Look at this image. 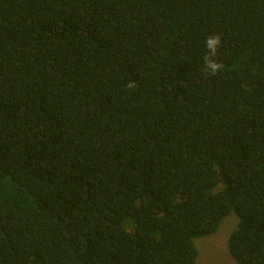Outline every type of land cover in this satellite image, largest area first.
<instances>
[{"label":"trees","instance_id":"16d2710c","mask_svg":"<svg viewBox=\"0 0 264 264\" xmlns=\"http://www.w3.org/2000/svg\"><path fill=\"white\" fill-rule=\"evenodd\" d=\"M232 213L264 264V0H0V264H196Z\"/></svg>","mask_w":264,"mask_h":264},{"label":"rangeland","instance_id":"374dc122","mask_svg":"<svg viewBox=\"0 0 264 264\" xmlns=\"http://www.w3.org/2000/svg\"><path fill=\"white\" fill-rule=\"evenodd\" d=\"M238 221L237 216L232 213L223 219L215 234L194 240L199 251L196 264H237L229 253L228 241L236 230Z\"/></svg>","mask_w":264,"mask_h":264},{"label":"clouds","instance_id":"9594fccd","mask_svg":"<svg viewBox=\"0 0 264 264\" xmlns=\"http://www.w3.org/2000/svg\"><path fill=\"white\" fill-rule=\"evenodd\" d=\"M221 35L212 34L207 37L205 40V47L207 53L204 57V70L208 75L215 76L222 69L223 65L218 63L216 57L218 55V50L221 47ZM134 83H130L128 87H134Z\"/></svg>","mask_w":264,"mask_h":264}]
</instances>
